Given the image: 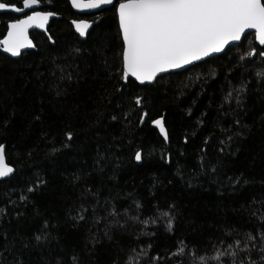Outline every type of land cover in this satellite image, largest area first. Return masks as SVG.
Here are the masks:
<instances>
[{"label": "trees", "instance_id": "trees-1", "mask_svg": "<svg viewBox=\"0 0 264 264\" xmlns=\"http://www.w3.org/2000/svg\"><path fill=\"white\" fill-rule=\"evenodd\" d=\"M0 2L20 8L23 4V0ZM40 4L42 12H52L56 18L46 35L30 34L35 50L17 60L0 53V144L5 145L6 163L14 168V174L0 180V209L5 210L0 214V233L6 231L9 240L19 234L35 244L33 234H39L47 221L46 231L51 234L29 250L21 251L17 240L21 258L28 264H57L63 258L68 264L69 254L76 250L81 264H124L127 249L134 245L138 251L148 250L143 264H152L151 257H158L159 264H179L182 259L187 264L186 258L170 256L178 240L202 251L207 246L210 252L211 241L225 230H254L259 222L249 209L259 208L264 200V89L255 77L261 58L255 56V66L249 63L247 70L242 67L247 52L261 49L254 36L246 35L221 55L160 76L151 85L133 81L124 85L114 9L82 17L73 13L67 0H41ZM17 18L0 15V40L7 24ZM80 19L94 22L85 40L74 34L70 24ZM62 68L65 78L60 79ZM242 76L251 88L245 106L236 109L232 101L222 108L229 80L238 85ZM122 85L124 90L118 92ZM57 88L61 95L56 94ZM135 96L143 98L142 107L133 106ZM144 112L148 115L141 123ZM237 113L240 126L235 124ZM112 115L118 119L112 121ZM160 118L167 140L152 126ZM222 127L231 131L224 133ZM66 132L74 134L72 141H66ZM228 135L232 141H227ZM136 151L142 153L140 164ZM100 156L104 159L98 165ZM202 156L214 164L222 162L216 175L201 171ZM241 174L250 182L233 190L227 177ZM77 175L80 179L74 180ZM37 177L45 183L28 192ZM85 189L99 192L104 205L97 210L100 216L107 215L111 206L105 204V197L121 213L119 224L112 225L111 240L98 231L107 221L94 224L91 210L79 224L69 218L81 202H95L92 196L82 195ZM22 195L27 199L21 200ZM135 201L143 205L140 210ZM169 203L174 205L173 232L165 230L164 218L148 225L129 218L138 214L141 220L154 218V206L167 210ZM92 234L99 243L89 254L86 245L93 247Z\"/></svg>", "mask_w": 264, "mask_h": 264}, {"label": "snow or ice", "instance_id": "snow-or-ice-1", "mask_svg": "<svg viewBox=\"0 0 264 264\" xmlns=\"http://www.w3.org/2000/svg\"><path fill=\"white\" fill-rule=\"evenodd\" d=\"M40 3L41 0H23V9H34ZM71 4L77 9L103 11L114 9L118 20V35L121 40L120 80L124 82V85L132 83L130 78L140 85L152 84L161 73L185 69L189 65L195 66L196 62L204 61L206 57L222 53L231 42L241 41L242 35L247 30H254L256 42L264 46V0H118V2L116 0H71ZM7 10L15 13L22 11L15 4L0 2V11ZM52 15H54L52 12L33 10L31 15L8 23L7 34L4 39L0 40L3 52L12 57H19L22 55V49L34 47L29 39L28 30L33 27L43 29ZM89 27V24L83 21L75 24V30L82 38L86 36ZM49 39L52 38L49 37ZM257 55L261 59L255 71L256 83L264 89V47H261L258 52L255 48L247 52L248 59L242 67L247 70L249 63L255 66L254 57ZM240 59L245 60V57L241 56ZM63 78H65V73L62 68L60 79ZM67 79H71L70 73L67 74ZM124 85L117 91H123ZM250 91V82L243 76L238 85L232 84L229 80V90L223 97L221 107L223 108L225 104L230 106L231 102L235 101L236 109H242ZM56 94L61 95V90L57 88ZM131 102L134 107H142L143 98L135 96L131 98ZM119 106L118 104L117 107ZM236 109H231V112L236 113ZM228 114L230 113H222V115ZM147 115L148 113L144 112L140 116L141 123ZM117 119L116 115H112V121ZM153 123L167 140L168 135L163 120L156 119ZM240 123L237 113L235 124L240 126ZM221 131L228 133L231 129L222 127ZM236 135L239 136L241 133L237 131ZM65 137L66 141L70 142L74 139V134L66 132ZM232 139V135H228L227 141H232ZM207 143L208 141L205 140V144ZM220 143L227 146L225 140H221ZM63 146L69 147L70 144L64 143ZM223 151L222 148L221 152ZM103 159L104 157L100 156L97 164L99 165ZM135 160L137 162L142 160L141 151H136ZM222 166L219 160L214 164L207 157H201V171L216 175L218 167ZM100 170L103 171V168L101 167ZM12 174H14V168L6 163L5 145L0 144V179L8 178ZM79 179L78 175L74 177V180ZM37 180L36 185L28 187V192L38 190L40 185L45 183L40 177H37ZM227 182L233 186L234 190L238 186L247 185L250 181L241 174L236 177H227ZM188 186L191 187V183ZM85 194L92 196L95 202H81L75 209L76 215H70L69 218L79 224L89 218L88 213L91 210L94 224L100 225L102 221H107L102 229L98 228V231H102L103 236L111 240L112 225L119 224L117 217L121 213L111 203V200L105 197V204L111 206L106 209L107 215L100 216L97 210L104 205L100 204L99 192L85 189L82 195ZM20 199L26 200L27 197L22 195ZM135 206L137 210L143 207L139 201H135ZM154 207L157 213L154 218L141 220L139 214L129 218L144 225H148L149 222L156 224L160 218H164L165 230L173 232L174 205L169 203L167 210L161 208L159 204ZM4 211L0 209V214ZM71 211L72 209H69V212ZM128 211L125 209L124 213L127 214ZM249 215L259 222L254 230L239 231L229 228L224 231L222 237L211 241L210 252L207 246L202 251L199 246H189L181 239L177 241V248L170 253V256L186 258L187 264H264V200L260 202L259 208H250ZM119 226L125 227V225ZM47 228L48 223L45 221L39 234H33L31 239L35 241V244L30 243L29 238L19 236V234L9 240L6 231L0 233V238L4 240V243L0 245V264H28L16 251L17 240H19L21 251L35 248L36 245L48 240L51 234L46 231ZM88 232L92 233L91 226ZM141 234L152 236L155 233L142 232ZM89 243L93 247L87 248L86 245V250L91 254L95 251V244L99 243L98 237L92 234ZM148 248H151V244ZM148 256L147 249L140 248L138 251L136 246L130 245L124 264H143V258H148ZM9 257L12 258L9 259ZM150 260L152 264H159L158 257H151ZM57 264H65V261L63 258H58ZM68 264H81L79 253L76 250L69 254ZM179 264H185V261L182 259Z\"/></svg>", "mask_w": 264, "mask_h": 264}, {"label": "water", "instance_id": "water-1", "mask_svg": "<svg viewBox=\"0 0 264 264\" xmlns=\"http://www.w3.org/2000/svg\"><path fill=\"white\" fill-rule=\"evenodd\" d=\"M67 1H68V3H69V6H70L71 10L73 11V13L76 14V15H78V16L86 17V16L94 15V14H97V13L103 11V10H100V9L89 10V9H77V8H73V7H72V4H71V0H67ZM41 8H42V5H41V4H38L37 6L34 7V9H23V4H22V8H21L22 11H21L20 13H15V12H11L10 10H7V11H0V15L5 14V13H8V14H12V15H14V16L20 17L19 19H23V18H25L26 15H31L33 10L41 11ZM55 18H56V15H55V14L52 15V16H50L48 22L45 24V27H44L43 29L35 28V27L30 28V29L28 30V36H29V39L31 40V38H30V34H31L32 32H38V33H40V34L46 35V33H47V29H48V26H49L50 22H51L52 20H54ZM81 21L88 23L89 26H90L89 29H88L87 32H86V36L83 37V38L80 37L79 34H78V33L76 32V30H75V24H76V23H79V22H81ZM11 22H12V21H11ZM117 22H118V20H117ZM9 23H10V22H9ZM70 24H71V26H72V29H73L74 34H75L76 36H78L80 39L85 40L86 37H87L88 32H89V31L91 30V28L93 27L94 22L87 21V20H79V21H71ZM7 25H8V24H7ZM6 34H7V29H6V33H5V35H4V37H3L2 39L5 38ZM246 35H253V36H254V40H255V33H254V30H247V31L245 32V34L242 35L241 40H242ZM2 39H1V40H2ZM31 41H32V40H31ZM240 42H241V41H238V42H231L229 45H227V46L225 47V50H224L222 53H224L229 47H231V46H233V45H237V44H239ZM32 43H33V42H32ZM255 43H256L257 46L260 47V48H261V47H264V46L259 45L258 42H256V40H255ZM33 45H34V43H33ZM34 50H35V46L32 47V48L22 49L21 52H22V54H23V53L30 52V51H34ZM0 53H2L4 56H6V57H8V58H10V59H13V60H17V59H19V57H20V56H19V57H12V56H10V54L4 53L3 50H2V46H0ZM222 53L213 54V55L210 56V57H206L205 60H207V59H209V58H212V57L219 56V55H221ZM205 60H204V61H205ZM200 62H203V61H198V62H196V64H198V63H200ZM196 64H195V65H196ZM192 66H193V65H189V66H186L185 69L175 70V71H170V72H166V73H161V74H159L158 77L163 76V75H166V74L183 72V71H185L186 69H188V68H190V67H192ZM158 77H157V78H158ZM130 80H132V81H133L134 83H136L137 85H140L138 82H135L133 78H130ZM145 85H151V84H145ZM140 86H144V85H140ZM160 119H161V118H160ZM152 126L158 131L159 135L165 140L164 136L161 135V133H160V131H159V128H157V127L154 125V123L152 124ZM136 163H137V164H140V162H137V161H136ZM10 176H11V175H10ZM8 178H9V177H8ZM5 179H7V178H3V179H0V180H5Z\"/></svg>", "mask_w": 264, "mask_h": 264}, {"label": "bare ground", "instance_id": "bare-ground-1", "mask_svg": "<svg viewBox=\"0 0 264 264\" xmlns=\"http://www.w3.org/2000/svg\"><path fill=\"white\" fill-rule=\"evenodd\" d=\"M21 8H22V5H21ZM5 14H8V13H5ZM83 17V16H82ZM80 20H85V19H80ZM73 21H79V20H73ZM93 22V21H91ZM71 23V22H70Z\"/></svg>", "mask_w": 264, "mask_h": 264}]
</instances>
